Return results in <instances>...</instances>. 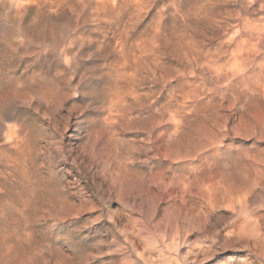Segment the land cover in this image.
<instances>
[{"label": "rangeland", "instance_id": "obj_1", "mask_svg": "<svg viewBox=\"0 0 264 264\" xmlns=\"http://www.w3.org/2000/svg\"><path fill=\"white\" fill-rule=\"evenodd\" d=\"M0 264H264V0H0Z\"/></svg>", "mask_w": 264, "mask_h": 264}, {"label": "bare ground", "instance_id": "obj_2", "mask_svg": "<svg viewBox=\"0 0 264 264\" xmlns=\"http://www.w3.org/2000/svg\"><path fill=\"white\" fill-rule=\"evenodd\" d=\"M76 130H68V133H67V137L69 138V139H71L73 136H74V132H75ZM66 133V132H65ZM64 135V134H63Z\"/></svg>", "mask_w": 264, "mask_h": 264}]
</instances>
